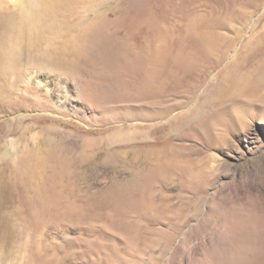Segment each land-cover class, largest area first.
Listing matches in <instances>:
<instances>
[{
  "label": "rangeland",
  "instance_id": "rangeland-1",
  "mask_svg": "<svg viewBox=\"0 0 264 264\" xmlns=\"http://www.w3.org/2000/svg\"><path fill=\"white\" fill-rule=\"evenodd\" d=\"M22 29L46 43L0 71L8 264H264V0H0ZM40 183L69 206L33 235L1 201Z\"/></svg>",
  "mask_w": 264,
  "mask_h": 264
},
{
  "label": "bare ground",
  "instance_id": "bare-ground-1",
  "mask_svg": "<svg viewBox=\"0 0 264 264\" xmlns=\"http://www.w3.org/2000/svg\"><path fill=\"white\" fill-rule=\"evenodd\" d=\"M38 19H40V18H38ZM28 25H30V24H28ZM66 32H67V36H68L69 32H71V30L66 31ZM89 34H90V32H87V30H84V31H81L80 33H78L77 36H74V40L78 41V43H77L78 45H75L73 48L72 47L70 48L67 45V44H69V42H67V44H65V43H62V42L59 43L58 41H56L55 42L56 45L53 46L54 48L53 47L51 48L49 46V52L52 54V56L54 58H58L59 60H61L60 65L63 62L65 63L64 58H66V57L71 58L72 56H73L72 58H74L77 61H80V63H82L86 60L83 56V48H84L83 42L86 41V38L88 37ZM27 35L28 34H27L26 30H24V29H22V31L18 32L17 36H15V38H14V40L16 41L15 42L16 44H14V45L12 43V39H11L12 37L9 36L8 34H5L4 37L2 39H0V69H1L0 71H3V72L7 71L8 68H10V67L14 68V69H18L19 71L21 70L22 63H24V58H25L24 55H26V53L24 54V52H25L24 49H25V47L27 48V45L25 46L24 39L26 38ZM34 35H35V37H32V36L28 37L27 36V38H29V40L31 41L28 47L32 51V52L30 51L31 53H35L37 55V52H39L40 48L42 47L41 45L46 43V40H45L46 37H45L44 33H42L40 35H36V34H34ZM63 36L64 35L59 36V37L61 38ZM67 51H68V53H67ZM33 60L36 61L37 58H34ZM10 71H11V69L8 70V72H10ZM62 199H63L62 192H58V191L56 192L54 190H51L50 186H47L45 183H40V184L36 185L35 187H33L31 185H27L26 187H24L22 189H17V190L11 189L10 191H8L4 195V197L1 201V204L2 205H8L9 203H14V204L19 205L20 209L18 211V214L28 221L26 224L28 232L33 233V235H36L38 233H44L45 229H47L50 225H51V227H53L60 220L59 218H61V216H60L61 211L65 210L66 205L69 206L67 203L63 204L64 201ZM86 210L84 212V215L86 217H90L89 215H87L88 212H86ZM0 221H2L3 223H7V221H8L7 216L0 213ZM5 229H6L7 233H10L11 228L9 225H6ZM37 237H36V239H37ZM17 239L18 238L15 236H10L6 240L5 239L0 240V264H8L6 261V255L4 254V252H5L4 248L6 247V250H8L6 244H10L11 241H13V240L16 242ZM37 240H39V239H37ZM37 240H35V241H37ZM35 241L32 243L35 244ZM15 242H14V244H15ZM4 245H5V247H4ZM15 246H17V245H15ZM32 246L33 245L30 242V245H28V251L33 250ZM8 252H9V250H8ZM50 253L46 254V257L44 256V258H39L38 257L39 254L35 253L33 256H31L30 258L27 259V262H28V264H55L54 262L51 261V257H50L51 254Z\"/></svg>",
  "mask_w": 264,
  "mask_h": 264
}]
</instances>
